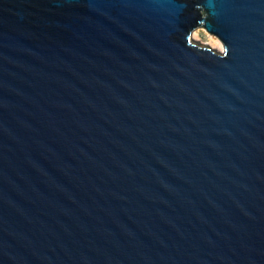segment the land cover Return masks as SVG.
<instances>
[{
  "label": "water",
  "instance_id": "obj_1",
  "mask_svg": "<svg viewBox=\"0 0 264 264\" xmlns=\"http://www.w3.org/2000/svg\"><path fill=\"white\" fill-rule=\"evenodd\" d=\"M0 264H264V0H0Z\"/></svg>",
  "mask_w": 264,
  "mask_h": 264
},
{
  "label": "rangeland",
  "instance_id": "obj_2",
  "mask_svg": "<svg viewBox=\"0 0 264 264\" xmlns=\"http://www.w3.org/2000/svg\"><path fill=\"white\" fill-rule=\"evenodd\" d=\"M200 30L198 33H197V36L194 37V34H193V37L195 39V41L199 42L200 44L202 45H206V46H210L212 47L214 50H217V51H223V47H216L212 44H210V37L213 35L211 33H209L204 27H199L197 28L194 32Z\"/></svg>",
  "mask_w": 264,
  "mask_h": 264
},
{
  "label": "bare ground",
  "instance_id": "obj_3",
  "mask_svg": "<svg viewBox=\"0 0 264 264\" xmlns=\"http://www.w3.org/2000/svg\"><path fill=\"white\" fill-rule=\"evenodd\" d=\"M199 31H200V30H198V31H196V32L193 33V34H194V37L197 36V33H198ZM210 44H212V45H214V46H216V47H223V43H222L221 40H220L217 36H215V35H212V36L210 37Z\"/></svg>",
  "mask_w": 264,
  "mask_h": 264
}]
</instances>
